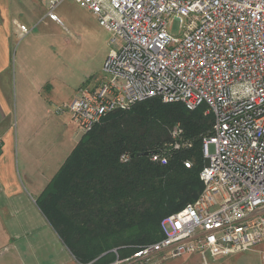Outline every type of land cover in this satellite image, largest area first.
Returning <instances> with one entry per match:
<instances>
[{
  "label": "built area",
  "instance_id": "obj_1",
  "mask_svg": "<svg viewBox=\"0 0 264 264\" xmlns=\"http://www.w3.org/2000/svg\"><path fill=\"white\" fill-rule=\"evenodd\" d=\"M64 1H48L50 19L62 22L56 10ZM75 1L109 32L111 50L99 84L55 105L57 113L69 111L84 132L113 110L153 98L190 110L205 105L213 115L200 196L162 220L160 240L108 264L187 254L208 264L210 252L233 255L263 243L264 0ZM19 26L23 36L32 31ZM171 134L149 154L154 162L167 164L172 148L192 145L179 124ZM3 140L0 134V149Z\"/></svg>",
  "mask_w": 264,
  "mask_h": 264
},
{
  "label": "trees",
  "instance_id": "obj_2",
  "mask_svg": "<svg viewBox=\"0 0 264 264\" xmlns=\"http://www.w3.org/2000/svg\"><path fill=\"white\" fill-rule=\"evenodd\" d=\"M205 109L153 98L109 112L82 135L38 196L77 262L108 264L160 240L162 220L200 196L203 144L213 123ZM177 124L192 145L172 148L167 164L154 162L149 154L173 140Z\"/></svg>",
  "mask_w": 264,
  "mask_h": 264
},
{
  "label": "crops",
  "instance_id": "obj_3",
  "mask_svg": "<svg viewBox=\"0 0 264 264\" xmlns=\"http://www.w3.org/2000/svg\"><path fill=\"white\" fill-rule=\"evenodd\" d=\"M34 12L24 9L22 0H0V264H76L38 204L57 173L48 155L54 128L45 139L42 132L54 116L66 124L65 114L55 110L65 93L54 85V54L48 55L45 43L38 67L31 45L20 50L19 40L32 31L23 36L19 24H25L24 14L34 19Z\"/></svg>",
  "mask_w": 264,
  "mask_h": 264
},
{
  "label": "rangeland",
  "instance_id": "obj_4",
  "mask_svg": "<svg viewBox=\"0 0 264 264\" xmlns=\"http://www.w3.org/2000/svg\"><path fill=\"white\" fill-rule=\"evenodd\" d=\"M22 2L24 9L35 10V18H25V14L22 17L24 23L33 30L28 37L19 40L20 50L23 51L28 45H31L33 55L37 56L36 65L40 67L42 65L40 58L45 54L43 51L45 43L49 46L48 55L54 54L55 57L52 63V71L55 75L56 91L63 90L65 93V100H57V104L69 103L78 96L82 88H94V84L98 85L103 77L104 61L110 53L111 46L109 32L99 25L95 16L75 0H65L56 10L62 21L59 24L46 16L48 11L47 0H32V2L31 0H22ZM31 3H33L32 6ZM174 31L178 32V23H175ZM52 71L49 72L52 73ZM64 114L66 126L57 116H51L53 119H48L49 129H45L41 135L45 139L48 131L52 127L54 128V145L49 146L48 155L49 162L52 163L57 172L77 145L79 137L86 133L73 122L69 111L64 112ZM70 119L72 120L71 123L69 122ZM210 150L211 152L214 151V145H211ZM208 256V264H264V241L247 251L233 255L217 254L214 256L210 252ZM76 264L80 263L77 262ZM120 264L206 263L197 254H187L177 258H155L147 263L123 261Z\"/></svg>",
  "mask_w": 264,
  "mask_h": 264
},
{
  "label": "water",
  "instance_id": "obj_5",
  "mask_svg": "<svg viewBox=\"0 0 264 264\" xmlns=\"http://www.w3.org/2000/svg\"><path fill=\"white\" fill-rule=\"evenodd\" d=\"M144 154H145V155H148V154H149V152H145ZM102 255H103V254H102Z\"/></svg>",
  "mask_w": 264,
  "mask_h": 264
}]
</instances>
